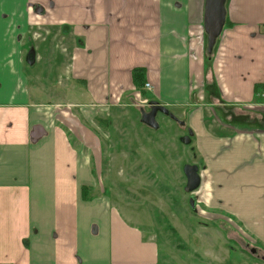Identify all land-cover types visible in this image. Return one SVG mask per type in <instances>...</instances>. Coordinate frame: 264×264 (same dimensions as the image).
Segmentation results:
<instances>
[{
    "label": "crops",
    "instance_id": "obj_1",
    "mask_svg": "<svg viewBox=\"0 0 264 264\" xmlns=\"http://www.w3.org/2000/svg\"><path fill=\"white\" fill-rule=\"evenodd\" d=\"M205 4L0 0V264H159L157 240L97 194L93 168L102 139L92 124L150 102L146 93L186 118L202 205L234 216L264 245V0H227L207 63ZM54 29L57 83L53 69L43 75L45 48L29 41ZM136 68L145 69L143 92ZM29 77L43 79L42 89ZM52 88L63 102L36 101Z\"/></svg>",
    "mask_w": 264,
    "mask_h": 264
},
{
    "label": "rangeland",
    "instance_id": "obj_2",
    "mask_svg": "<svg viewBox=\"0 0 264 264\" xmlns=\"http://www.w3.org/2000/svg\"><path fill=\"white\" fill-rule=\"evenodd\" d=\"M38 32L35 30L29 41L33 46L45 48L43 75H50L53 69L50 80L57 83L58 31L54 29L50 34L41 31L42 36ZM204 42L207 63L208 37ZM41 53L38 50V62ZM27 72L28 76L32 73L29 68ZM38 73L42 74V70ZM41 82L43 79L29 77V86H35L36 90L42 89ZM52 91L51 95L35 92L34 98L44 103L65 98L58 88ZM145 99L151 101L154 97L146 93ZM135 102L136 106L101 113L92 124L100 129L102 139L96 156L98 165L93 160L97 194L103 191L109 195L127 218L157 240L159 264H264V245L251 240L234 216L202 205L201 188L193 194L186 192L185 165L195 164L202 170L194 138L190 145L181 142L188 135L187 128L159 115L160 129H151L142 123V112L148 110V103H142L140 98ZM168 109L185 121L177 110ZM192 199L195 207L191 205Z\"/></svg>",
    "mask_w": 264,
    "mask_h": 264
},
{
    "label": "water",
    "instance_id": "obj_3",
    "mask_svg": "<svg viewBox=\"0 0 264 264\" xmlns=\"http://www.w3.org/2000/svg\"><path fill=\"white\" fill-rule=\"evenodd\" d=\"M227 0H206L205 14H204V30L208 37V49L209 55L213 54L214 48L226 25L227 21ZM150 112H142V123L151 129L159 130L160 124L157 120L158 113H162L166 116H170L174 121L178 122L181 126H185V122L176 117L170 110L160 104L158 101H150ZM192 131L189 134L181 138V142L185 145L192 143ZM184 174L187 179V185L185 190L189 194L195 193L201 186L202 178L201 171L198 165L187 164L184 167ZM192 207H195L194 200H191ZM255 253L256 251L253 250Z\"/></svg>",
    "mask_w": 264,
    "mask_h": 264
},
{
    "label": "trees",
    "instance_id": "obj_4",
    "mask_svg": "<svg viewBox=\"0 0 264 264\" xmlns=\"http://www.w3.org/2000/svg\"><path fill=\"white\" fill-rule=\"evenodd\" d=\"M228 21V19H227ZM226 21V22H227ZM211 61V56L208 55L207 57V62ZM133 82H134V85L140 90L143 92V87H144V84H145V69L143 68H136L133 70ZM90 190V188H84L83 189V198L84 200H89L90 197L88 195V191Z\"/></svg>",
    "mask_w": 264,
    "mask_h": 264
},
{
    "label": "flooded vegetation",
    "instance_id": "obj_5",
    "mask_svg": "<svg viewBox=\"0 0 264 264\" xmlns=\"http://www.w3.org/2000/svg\"><path fill=\"white\" fill-rule=\"evenodd\" d=\"M36 60H37V55H36ZM148 103V105H147V107H148V110L146 111V112H150L151 111V106H149V102H147ZM163 105V104H162ZM159 115H164V114H162L161 112L160 113H158V116ZM158 116H157V119H158ZM164 116H166V115H164ZM168 118H170L171 120H173L170 116H167ZM177 117V116H176ZM179 119V118H178ZM180 120V119H179ZM174 121V120H173ZM175 123H178V122H176V121H174ZM183 122H185V121H183ZM179 124V123H178ZM185 124H186V122H185ZM180 125V124H179ZM181 126V125H180ZM183 128H185L186 126H182ZM188 130V134H189V129H187ZM193 137V136H192Z\"/></svg>",
    "mask_w": 264,
    "mask_h": 264
},
{
    "label": "built area",
    "instance_id": "obj_6",
    "mask_svg": "<svg viewBox=\"0 0 264 264\" xmlns=\"http://www.w3.org/2000/svg\"><path fill=\"white\" fill-rule=\"evenodd\" d=\"M151 88H152V87H151V85H150L149 83L145 85V89L150 90Z\"/></svg>",
    "mask_w": 264,
    "mask_h": 264
}]
</instances>
